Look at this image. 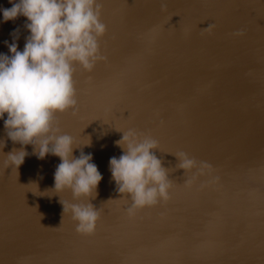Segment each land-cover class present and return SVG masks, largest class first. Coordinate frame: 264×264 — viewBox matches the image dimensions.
<instances>
[{
  "label": "water",
  "instance_id": "water-1",
  "mask_svg": "<svg viewBox=\"0 0 264 264\" xmlns=\"http://www.w3.org/2000/svg\"><path fill=\"white\" fill-rule=\"evenodd\" d=\"M98 3L105 59L73 66L76 105L54 123L102 179L89 198L56 192L59 158L38 159L31 145L8 166L21 145L0 121V264H264V0ZM23 24L0 23V53L15 28L23 49ZM128 129L158 142L172 184L166 202L133 215L108 166ZM181 152L197 167L178 168ZM60 201L98 209L94 232L77 233Z\"/></svg>",
  "mask_w": 264,
  "mask_h": 264
},
{
  "label": "clouds",
  "instance_id": "clouds-1",
  "mask_svg": "<svg viewBox=\"0 0 264 264\" xmlns=\"http://www.w3.org/2000/svg\"><path fill=\"white\" fill-rule=\"evenodd\" d=\"M8 3L11 7H0V23L23 17L28 35L23 49L18 50L20 31L13 29L9 33L12 42L4 41L8 53H0V121L7 138L21 145L7 155V165L17 169L28 155L24 146L31 145L38 159L50 154L60 160L52 190H70L74 197L89 198L96 192L102 175L92 162L91 153L81 151L78 156L72 155L73 137L59 133L54 117L75 108L73 66L90 72L98 61L105 59L98 43L106 31L100 19L101 5L98 0H8ZM115 143L123 151L119 157H111L108 166L116 191L131 200L128 214L166 202L172 184L154 154L158 142L128 129ZM0 144L4 147L3 140ZM175 156L179 161L177 167L184 172L197 167L187 154ZM199 171L204 174L210 171V166L202 163ZM61 204L63 213H70L76 222L77 233L94 232L100 213L91 203Z\"/></svg>",
  "mask_w": 264,
  "mask_h": 264
}]
</instances>
